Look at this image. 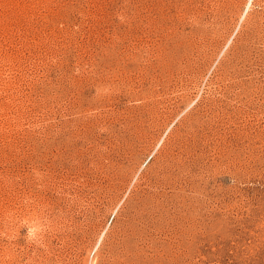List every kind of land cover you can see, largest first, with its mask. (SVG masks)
Instances as JSON below:
<instances>
[{
	"label": "rangeland",
	"instance_id": "374dc122",
	"mask_svg": "<svg viewBox=\"0 0 264 264\" xmlns=\"http://www.w3.org/2000/svg\"><path fill=\"white\" fill-rule=\"evenodd\" d=\"M0 264H264V0H0Z\"/></svg>",
	"mask_w": 264,
	"mask_h": 264
}]
</instances>
